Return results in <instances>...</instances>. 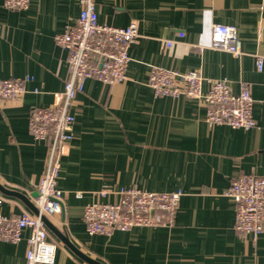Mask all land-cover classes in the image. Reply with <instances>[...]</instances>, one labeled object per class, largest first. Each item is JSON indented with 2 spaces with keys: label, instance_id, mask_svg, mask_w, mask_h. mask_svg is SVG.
I'll list each match as a JSON object with an SVG mask.
<instances>
[{
  "label": "crops",
  "instance_id": "crops-1",
  "mask_svg": "<svg viewBox=\"0 0 264 264\" xmlns=\"http://www.w3.org/2000/svg\"><path fill=\"white\" fill-rule=\"evenodd\" d=\"M80 1L30 0L27 10H8L0 0V79H30L20 98L0 103L3 215L34 212L12 194L34 205L47 163V144L29 132V112L60 99L67 53L55 36L75 21ZM94 1L101 22L124 27L137 20L139 37L130 48L124 82L90 78L76 95L75 137L60 160L64 212L49 222L102 264H264V232L257 239L237 233L235 201L226 193L239 175L264 176V0ZM217 23L236 26L240 55L212 46ZM177 30L184 36L177 37ZM154 66L198 70L204 90L211 81L225 80L238 93L246 81L255 126L210 125L202 100L156 96L148 85ZM127 185L182 190L174 224L88 233L86 205L114 201L116 194L103 197L100 191ZM49 230L57 243L54 264H90ZM29 234L16 244L0 240V264L26 263Z\"/></svg>",
  "mask_w": 264,
  "mask_h": 264
},
{
  "label": "built area",
  "instance_id": "built-area-1",
  "mask_svg": "<svg viewBox=\"0 0 264 264\" xmlns=\"http://www.w3.org/2000/svg\"><path fill=\"white\" fill-rule=\"evenodd\" d=\"M80 12L75 21L67 23L55 36V44L67 53L68 77L52 106H34L29 112V132L34 139L48 146L45 171L36 185L34 206L18 215L0 213V240L18 243L29 230L25 264H54L57 243L53 240L44 220L64 212V191L59 188L60 160L64 149L74 140V112L77 93L87 79L93 78L107 85L127 79L131 56L130 48L139 37L138 21L127 26H115L99 20L94 0H81ZM30 0H3L8 10H27ZM176 36H184L182 30ZM166 40L167 47L173 45ZM212 46L238 56L235 25L214 24ZM257 66L263 58L257 57ZM27 78L0 79V103L20 98L26 92ZM203 77L198 70L178 71L154 66L150 70L148 85L156 96L188 97L202 100L207 107L206 121L210 125H227L231 128L251 129L256 121L253 115L254 97L246 81L240 82V91H231L225 80L211 81L204 90ZM117 195L114 201H93L86 205L83 219L90 234H111L115 230L129 231L136 227L173 225L184 195L177 191H148L136 185L103 190L100 195ZM235 201V229L242 236L257 239L264 232V176L242 174L234 178L226 192ZM3 199L0 196V204Z\"/></svg>",
  "mask_w": 264,
  "mask_h": 264
},
{
  "label": "water",
  "instance_id": "water-1",
  "mask_svg": "<svg viewBox=\"0 0 264 264\" xmlns=\"http://www.w3.org/2000/svg\"><path fill=\"white\" fill-rule=\"evenodd\" d=\"M0 189H2V190H5V188L2 186V185H0ZM6 192H9V191H7L6 190ZM12 194H15V195H17L18 197H20V198H22V199H24L27 203H28V205L33 209V211L34 212H37V209H36V207L33 205V204H31V203H29L26 199H25V197H23V195H21V194H19V193H15V192H12ZM44 220H45V222H46V224H47V226H48V228L49 229H51V231L53 232V233H55L58 237H60L65 243H67L79 256H81L85 261H87L88 263H90V264H102V263H100L99 261H97V260H94V259H92V258H90L89 256H87V255H85V254H83L82 252H80L79 251V249H77L74 245H72V243H70V241L64 236V235H62L50 222H49V220L47 219V218H44Z\"/></svg>",
  "mask_w": 264,
  "mask_h": 264
}]
</instances>
